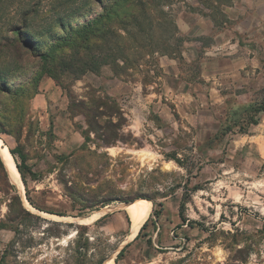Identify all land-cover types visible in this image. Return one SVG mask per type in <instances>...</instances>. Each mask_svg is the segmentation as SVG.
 Returning <instances> with one entry per match:
<instances>
[{"label": "rangeland", "instance_id": "obj_1", "mask_svg": "<svg viewBox=\"0 0 264 264\" xmlns=\"http://www.w3.org/2000/svg\"><path fill=\"white\" fill-rule=\"evenodd\" d=\"M164 2L154 53L133 46L126 63L81 74L69 60L100 52L78 56L68 46L48 65L29 55L7 68L12 91L0 95V130L4 122L8 132L0 138L34 175L16 183L0 167L1 264H100L121 234L91 233L77 218L102 201L116 210L146 196L157 209L167 202L169 218L184 214L185 229L172 235L179 249L165 264H264V112L255 111L264 102V0ZM89 5L64 30L53 24L37 34L40 48L103 10ZM22 6L0 9L2 40L15 35ZM48 77L57 92L37 96ZM100 97L117 111L101 124L119 127L93 130L76 106Z\"/></svg>", "mask_w": 264, "mask_h": 264}, {"label": "trees", "instance_id": "obj_2", "mask_svg": "<svg viewBox=\"0 0 264 264\" xmlns=\"http://www.w3.org/2000/svg\"><path fill=\"white\" fill-rule=\"evenodd\" d=\"M14 1L0 0V9L3 5L13 3ZM90 1L23 0V6L18 11L16 10L18 15L17 22H12L11 25V30L15 35L12 37L6 36L3 40L0 38V55L4 54V57H0V95L11 93L12 91L9 86V72L7 68L18 63H23L26 60L25 56L29 57L30 55L48 65V62L55 60V50L60 47L69 46L72 48V52L78 56L82 53V50L86 52L99 51V54L90 53L87 59L75 58L73 56V60H69L71 65L73 62L77 69L80 70V73L83 74L87 71L98 72L106 64H114L118 67L120 59L126 63L128 58L125 52L133 46L142 49L147 48L149 53L156 52L153 50V33L154 29L158 28L160 17L167 16L164 10V5L167 3L164 1L166 0H96L103 9L100 13L93 19L78 25L79 27L71 28L67 31V34L59 35L48 50L44 51L40 48L42 41L40 42V38L36 36L37 34L50 33L53 29V24V27L57 25L64 30L68 25L67 22L74 15L82 13L84 8L90 7ZM141 38H144L148 43L141 42ZM75 61L78 62L75 63ZM46 70L56 80V74L53 69L49 67ZM116 70L120 71L118 68ZM90 103L93 104V107H88L86 101L78 102L76 106L79 107V111L88 119L89 126L93 130L96 128L110 130L111 127H119L112 119H107L101 124L102 116L109 117L117 113L115 107L108 104L107 98L100 97L93 99ZM101 107L105 108L106 112H100ZM255 111L264 112V102L260 103ZM249 122L257 124V119H252ZM1 127L0 133L8 132V128L4 122L1 124ZM83 145L84 143L81 147ZM10 151L15 159L17 156L20 158V161L16 160L17 167L23 182L27 185L26 175L28 173L34 175V172L28 166L25 155L18 148L10 147ZM0 167L8 173V169L1 156ZM16 198L22 207V211L26 212L20 195L17 194ZM137 198L124 200V202H130ZM144 198L154 203L152 215L159 216L163 210V203H159L160 208L157 209L154 198L150 196ZM27 199L31 205L35 206L30 196H27ZM113 201H102L92 206L91 210L100 206H106ZM179 215L182 222H184L185 218L182 209L179 210ZM145 226L146 224L141 228L139 235ZM148 243L151 244V240H148ZM103 259L104 257L100 260V264L103 262Z\"/></svg>", "mask_w": 264, "mask_h": 264}, {"label": "crops", "instance_id": "obj_3", "mask_svg": "<svg viewBox=\"0 0 264 264\" xmlns=\"http://www.w3.org/2000/svg\"><path fill=\"white\" fill-rule=\"evenodd\" d=\"M43 84H45V89L42 88V92L37 96L49 97L50 93L55 94L57 92V86L53 84L51 78H46ZM57 135L59 137L58 141L62 142L59 132ZM82 144L83 142H80L79 145ZM105 207H107V210H103ZM117 207L120 209L111 210L115 206H100L85 213L81 218H77V222L81 223L83 221L82 225L89 227L91 233L92 229L97 228L100 234L113 236L114 238L119 233L121 234L115 248L104 256L101 264L108 260H113L115 264H159L154 259L157 256L162 258V264L169 263L174 253L173 250L179 249L178 240L172 237L176 227L181 223L179 211L169 218L166 202L163 204L162 213L155 217L152 215V202L146 220L137 229L135 235L133 233V222L126 208L119 205ZM99 211H102L101 214L95 216V213ZM144 224L146 226L139 235ZM185 227L186 225L182 224L178 228L184 230ZM148 240H151V244L148 243Z\"/></svg>", "mask_w": 264, "mask_h": 264}, {"label": "bare ground", "instance_id": "obj_4", "mask_svg": "<svg viewBox=\"0 0 264 264\" xmlns=\"http://www.w3.org/2000/svg\"><path fill=\"white\" fill-rule=\"evenodd\" d=\"M0 156L4 161L6 168L9 171L8 173L11 174L12 180L16 183H20L19 177L21 176L14 155L11 153L9 146L4 142L2 138H0ZM121 205L122 207L126 208L127 212L129 213L132 219L133 233L135 234L137 229L140 227V225L146 220L150 212L152 202L148 199L140 198L135 201L133 200V202L127 204L121 203ZM103 210H107V207H105ZM101 212L102 211L95 213L96 214L95 216H98L99 214H101ZM104 264H115V263L113 260H108Z\"/></svg>", "mask_w": 264, "mask_h": 264}, {"label": "water", "instance_id": "obj_5", "mask_svg": "<svg viewBox=\"0 0 264 264\" xmlns=\"http://www.w3.org/2000/svg\"><path fill=\"white\" fill-rule=\"evenodd\" d=\"M137 199H140V198H137ZM137 199H134V201L137 200ZM143 199H146V198H143ZM130 202H133V201H130ZM130 202H126V204H127V203H130Z\"/></svg>", "mask_w": 264, "mask_h": 264}]
</instances>
